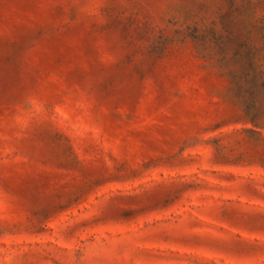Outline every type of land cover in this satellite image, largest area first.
<instances>
[{
    "label": "rangeland",
    "instance_id": "obj_1",
    "mask_svg": "<svg viewBox=\"0 0 264 264\" xmlns=\"http://www.w3.org/2000/svg\"><path fill=\"white\" fill-rule=\"evenodd\" d=\"M0 264H264V0H0Z\"/></svg>",
    "mask_w": 264,
    "mask_h": 264
}]
</instances>
